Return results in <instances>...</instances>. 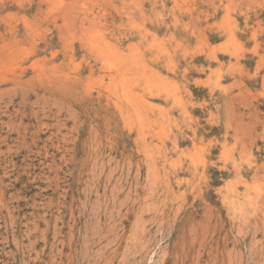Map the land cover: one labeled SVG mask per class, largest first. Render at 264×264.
Returning <instances> with one entry per match:
<instances>
[{"label": "rangeland", "instance_id": "1", "mask_svg": "<svg viewBox=\"0 0 264 264\" xmlns=\"http://www.w3.org/2000/svg\"><path fill=\"white\" fill-rule=\"evenodd\" d=\"M0 264H264V0H0Z\"/></svg>", "mask_w": 264, "mask_h": 264}, {"label": "bare ground", "instance_id": "2", "mask_svg": "<svg viewBox=\"0 0 264 264\" xmlns=\"http://www.w3.org/2000/svg\"><path fill=\"white\" fill-rule=\"evenodd\" d=\"M90 28V27H89ZM88 39V38H87ZM98 47V46H97ZM99 50V49H98ZM127 52V51H126ZM115 53V52H114ZM132 55V54H131ZM140 67H141V64H140ZM137 68V67H136ZM130 70V69H129ZM128 70V71H129ZM131 71V70H130ZM139 75V74H138ZM150 76V75H149ZM137 79V78H136ZM110 81V80H109ZM126 81V80H125ZM143 81V80H142ZM117 82V81H116ZM122 83V82H121ZM114 84V83H113ZM146 88V87H145ZM134 100V99H133ZM136 101V100H135Z\"/></svg>", "mask_w": 264, "mask_h": 264}]
</instances>
